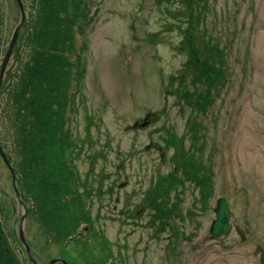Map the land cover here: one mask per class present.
<instances>
[{
    "label": "rangeland",
    "instance_id": "1",
    "mask_svg": "<svg viewBox=\"0 0 264 264\" xmlns=\"http://www.w3.org/2000/svg\"><path fill=\"white\" fill-rule=\"evenodd\" d=\"M36 1L21 0V13L18 0H0V74L26 16L0 88V146L18 171L24 235L37 263L261 264L264 0H75L82 67L71 54L61 82L69 104L57 102L54 123L62 129L51 166L65 172L63 206L92 214L93 228L84 223L75 236L84 237L87 255L73 241H52L24 174L35 160L19 144L14 92ZM41 169L56 198L58 175ZM221 199L229 229L214 236ZM23 216L0 155L3 230L13 260L31 264Z\"/></svg>",
    "mask_w": 264,
    "mask_h": 264
},
{
    "label": "trees",
    "instance_id": "2",
    "mask_svg": "<svg viewBox=\"0 0 264 264\" xmlns=\"http://www.w3.org/2000/svg\"><path fill=\"white\" fill-rule=\"evenodd\" d=\"M34 7L37 14L35 17L33 14L32 24L27 25L29 58L25 60L23 69L15 78L17 88L14 92L17 99L16 104L19 107L16 128L19 144L22 152L27 153L25 154L26 159L31 155L35 160V166L31 169H24V174L29 183L28 189L31 191L30 197L33 200L35 213L37 209L38 214L44 212V218L51 228L48 234L52 241L61 247L73 241L87 255L89 247L85 245L84 237L75 239V236L84 223L89 224L88 221L92 214L77 216L75 209L63 206L58 196L59 192L65 190V188H60L65 172L64 170L59 171L57 166H51V151L57 143L55 139L61 137L60 130L62 129L60 123H54L55 113L59 114V111H56L59 109L57 102L65 106L69 104V95L63 94L61 82L65 73L67 74V66L71 64L69 61L71 54L75 53L78 68L82 67L83 57L80 53L83 43L78 45L79 40L76 33L82 29L79 20L83 14L78 10L75 0H39V5L36 1ZM1 15L0 10V20ZM2 45L3 35L0 27V57L3 53ZM77 82L78 86L75 83V87L80 90V81L77 80ZM214 102L213 96L207 97L206 103L209 107ZM41 167L58 175L55 182L58 188H54L56 198L52 196L53 193L48 187L46 177L42 175ZM14 170L17 176L18 171ZM42 186H45V189H42ZM18 187H20L19 182ZM88 211L92 212V209L89 208ZM1 221L0 217V264H17L13 260L8 246V237L5 235ZM57 226H60V231H56ZM93 226L89 224L88 230ZM98 233L104 234V232L96 234ZM92 259L94 258L86 259L85 264H99L91 261ZM120 264L123 263L120 262Z\"/></svg>",
    "mask_w": 264,
    "mask_h": 264
},
{
    "label": "water",
    "instance_id": "3",
    "mask_svg": "<svg viewBox=\"0 0 264 264\" xmlns=\"http://www.w3.org/2000/svg\"><path fill=\"white\" fill-rule=\"evenodd\" d=\"M18 3H19V6H20L21 13H24L23 12L24 11V8H23L24 6H23L21 0H18ZM25 22H26V16L23 17L22 22L20 23V25L16 29V32L14 34V37L12 39V42H11L10 47L8 49V52L6 54L4 63L2 64L1 74H0V88H1V85L3 83L4 73L6 72L8 64H9L11 58H12L13 51H14V48L16 46L20 31H21V29H22V27H23ZM0 155H1L3 161L5 162V164L7 165L8 169L10 170V172L12 174L14 188H15V193H16V196H17L18 203L24 209V216H23L22 225H21V228H20V233H21L20 236H21L22 244H23L24 248L26 249V251L28 253V256H29L31 264H39L34 259L32 253H31V249H30L29 245L27 244V241H26V238H25V235H24V223H25L26 218H27V213H25V211H27V206H26V204L24 203V201H23V199L21 197V193H20V190H19V187H18L16 172H15L11 162L9 161L5 151L1 148V146H0ZM216 213H217V219L215 220V222L213 223L212 228H211V234L214 235V236L223 234L229 229V213H230V210H229V205H228V203H227V201L225 199H221L219 201ZM61 261L64 262V263H67L64 260H61ZM55 262H56V260H52L49 264H54ZM261 264H264V250L262 251V255H261Z\"/></svg>",
    "mask_w": 264,
    "mask_h": 264
},
{
    "label": "bare ground",
    "instance_id": "4",
    "mask_svg": "<svg viewBox=\"0 0 264 264\" xmlns=\"http://www.w3.org/2000/svg\"><path fill=\"white\" fill-rule=\"evenodd\" d=\"M249 149L251 150V149H253V148H247L246 151H249Z\"/></svg>",
    "mask_w": 264,
    "mask_h": 264
}]
</instances>
